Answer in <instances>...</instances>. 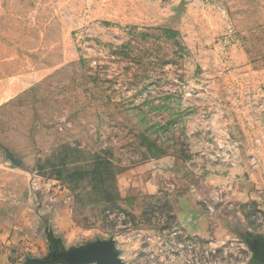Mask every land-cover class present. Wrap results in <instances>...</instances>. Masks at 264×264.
I'll return each instance as SVG.
<instances>
[{
  "label": "rangeland",
  "instance_id": "rangeland-1",
  "mask_svg": "<svg viewBox=\"0 0 264 264\" xmlns=\"http://www.w3.org/2000/svg\"><path fill=\"white\" fill-rule=\"evenodd\" d=\"M259 238L264 0H0V264H263Z\"/></svg>",
  "mask_w": 264,
  "mask_h": 264
},
{
  "label": "water",
  "instance_id": "water-1",
  "mask_svg": "<svg viewBox=\"0 0 264 264\" xmlns=\"http://www.w3.org/2000/svg\"><path fill=\"white\" fill-rule=\"evenodd\" d=\"M256 246L259 250H256V248H254V252H258V259L261 263L264 264V238H259L257 241H256ZM102 248H100V246H96V247H90L86 250H83V251H79L76 253V255H72L73 259H76V258H84V259H87V258H92L94 256H96L99 251H101ZM84 252H89L91 253V255L89 257H81L82 255H84ZM99 256H102L101 258H104L106 261H107V264H115V262L111 259V257L109 255H99Z\"/></svg>",
  "mask_w": 264,
  "mask_h": 264
},
{
  "label": "crops",
  "instance_id": "crops-1",
  "mask_svg": "<svg viewBox=\"0 0 264 264\" xmlns=\"http://www.w3.org/2000/svg\"><path fill=\"white\" fill-rule=\"evenodd\" d=\"M81 245H83V244H79L77 247H75V248H77L78 249V251H83V250H85V249H88V248H90V247H96V246H98V245H94L93 246V244L92 245H84V246H81ZM87 246V247H86Z\"/></svg>",
  "mask_w": 264,
  "mask_h": 264
}]
</instances>
